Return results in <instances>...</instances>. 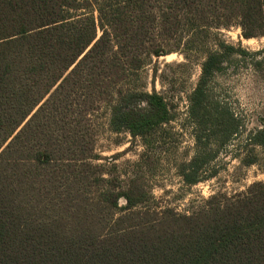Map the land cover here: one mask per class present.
Returning a JSON list of instances; mask_svg holds the SVG:
<instances>
[{
    "label": "trees",
    "instance_id": "16d2710c",
    "mask_svg": "<svg viewBox=\"0 0 264 264\" xmlns=\"http://www.w3.org/2000/svg\"><path fill=\"white\" fill-rule=\"evenodd\" d=\"M234 20L244 37L263 36L264 0H0V264H264V182L191 214L154 212L138 181L118 187L97 170L81 124L106 100L114 131L168 122L156 91L114 88L164 54L162 40ZM231 51L223 42L207 55L189 99L199 151L188 184L208 176L206 140L240 130L208 91ZM250 139L264 149V127ZM137 207L152 217L135 222Z\"/></svg>",
    "mask_w": 264,
    "mask_h": 264
},
{
    "label": "rangeland",
    "instance_id": "374dc122",
    "mask_svg": "<svg viewBox=\"0 0 264 264\" xmlns=\"http://www.w3.org/2000/svg\"><path fill=\"white\" fill-rule=\"evenodd\" d=\"M223 42L233 45L235 51L224 54L220 68L208 83V91L211 100L237 115L240 130L224 142L216 136L206 140L201 149L210 153L203 172L208 176L188 184L182 172L199 151L194 124L188 116L189 99L200 78L202 63ZM161 43L164 54L145 56V65L130 72L114 89L156 91L168 105L170 120L144 136L114 131L106 100L91 112L90 121L89 116L81 124L85 138L94 142L95 152L100 155L93 164L111 184L124 188L135 179L150 197L144 207L167 214H191L211 198L232 197L246 192L255 182H264V149L250 139L256 129L264 127V35L246 38L234 20L222 28H185L177 37ZM246 159L255 163L246 165ZM125 205V199L120 198V209ZM135 211V222L152 217L151 211L148 216L138 215V211H146L144 208L137 207ZM123 213L126 210L112 213L113 219ZM128 216L122 218L128 221Z\"/></svg>",
    "mask_w": 264,
    "mask_h": 264
}]
</instances>
